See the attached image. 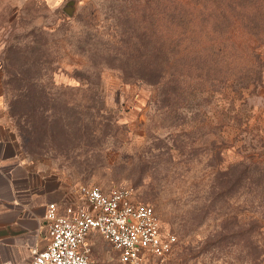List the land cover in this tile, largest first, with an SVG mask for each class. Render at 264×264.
Returning <instances> with one entry per match:
<instances>
[{"label":"rangeland","instance_id":"rangeland-1","mask_svg":"<svg viewBox=\"0 0 264 264\" xmlns=\"http://www.w3.org/2000/svg\"><path fill=\"white\" fill-rule=\"evenodd\" d=\"M64 2L0 0L5 101L31 88L45 91L66 121L44 143L38 130L31 157L72 186L134 187L136 199L152 205L164 230L177 237L160 264L263 262L264 43L231 48L199 30L196 41L179 49L192 47L194 63L207 71L181 69L177 87L154 86L122 72L144 69L148 43L181 37L178 19L167 30L181 2L212 17L217 4L75 0L70 15ZM136 57H144L138 65ZM256 67L263 68L258 83L251 82L253 73L238 78ZM13 123L26 124L24 117ZM249 234L254 243L248 245ZM219 236L225 239L216 241ZM95 243L96 264H119L108 243Z\"/></svg>","mask_w":264,"mask_h":264},{"label":"built area","instance_id":"built-area-1","mask_svg":"<svg viewBox=\"0 0 264 264\" xmlns=\"http://www.w3.org/2000/svg\"><path fill=\"white\" fill-rule=\"evenodd\" d=\"M70 194L63 212L56 202L47 205L49 243L34 251L30 264H96V238L118 252L119 264H160L177 245L176 235L164 230L152 205L136 199L132 186L81 182Z\"/></svg>","mask_w":264,"mask_h":264},{"label":"trees","instance_id":"trees-1","mask_svg":"<svg viewBox=\"0 0 264 264\" xmlns=\"http://www.w3.org/2000/svg\"><path fill=\"white\" fill-rule=\"evenodd\" d=\"M205 1L206 4H217L218 10H216L215 16L212 17V12L205 15H196L195 11L190 9V2H181L180 10L170 13L169 19H172L171 25L167 30L172 32L174 30V23L178 19V25L181 29L178 40L163 43L159 45L155 42H150L147 45V53L145 66L142 71H129L125 70L123 77L126 79H133L146 82L150 85L165 84L169 87H177L179 85L178 77L182 74L181 69L189 70H206L201 68L198 64L194 63L197 58V52L190 46H186L187 50L184 53L179 46L183 42H190L191 44L196 41L199 30H204L206 35H211L212 40H216V44L228 42L231 44V48L235 46L237 49L243 45L245 48L252 49L249 44H262L264 43V0H194ZM157 16H151L150 21L156 23ZM209 25L211 28L206 29ZM154 28V26L151 24ZM205 35V34H204ZM189 37L191 39L189 40ZM138 45L141 46V43ZM143 45V44H142ZM144 57H136L134 62L138 65L141 63ZM190 59L188 63L186 60ZM117 59L116 61H119ZM120 66H123L125 60L119 61ZM112 65L115 63H108ZM220 65V63H219ZM258 66V65H257ZM260 66V65H259ZM226 65H223V69ZM255 73L248 69L247 73H237L238 78H243L253 73L251 82L258 83L263 76V68L256 67ZM21 91V90H18ZM50 93L45 91H38L35 88H31L28 91L18 92L11 100L7 101L8 114L12 121L24 117L25 126L16 124L15 127L19 135L23 138L24 147L28 154H33L31 145L36 142L40 144V141L36 139L38 130L44 132L42 135V141L47 142L51 140V136L55 127L65 126L64 116L60 113H54L52 111ZM22 98L25 103L21 102ZM25 105V106H23ZM41 108V109H40ZM39 110H42L40 113ZM39 113L36 119V114ZM15 124V123H14ZM49 135L50 138H49ZM253 225V224H252ZM261 226H264L262 222ZM225 239L223 236H219L217 240ZM247 243H254L251 235L247 236ZM249 248V255L252 256V249ZM263 251L260 250L259 258L261 257L264 264Z\"/></svg>","mask_w":264,"mask_h":264},{"label":"crops","instance_id":"crops-1","mask_svg":"<svg viewBox=\"0 0 264 264\" xmlns=\"http://www.w3.org/2000/svg\"><path fill=\"white\" fill-rule=\"evenodd\" d=\"M71 187L59 171L27 153L0 83V264H30L34 251L48 245L46 207L56 202L63 212Z\"/></svg>","mask_w":264,"mask_h":264},{"label":"water","instance_id":"water-1","mask_svg":"<svg viewBox=\"0 0 264 264\" xmlns=\"http://www.w3.org/2000/svg\"><path fill=\"white\" fill-rule=\"evenodd\" d=\"M75 0H69V2L65 5V10L72 15L74 11Z\"/></svg>","mask_w":264,"mask_h":264}]
</instances>
